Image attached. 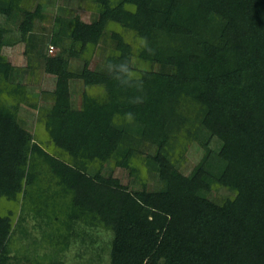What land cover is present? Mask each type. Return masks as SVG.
Returning a JSON list of instances; mask_svg holds the SVG:
<instances>
[{"label": "trees", "instance_id": "obj_1", "mask_svg": "<svg viewBox=\"0 0 264 264\" xmlns=\"http://www.w3.org/2000/svg\"><path fill=\"white\" fill-rule=\"evenodd\" d=\"M76 1L90 18L57 4L44 32L43 0H0V264H70L87 227L110 233L108 259L78 264H264V0ZM14 30L50 90L4 54ZM100 49L128 71L92 68ZM194 144L197 163L170 178Z\"/></svg>", "mask_w": 264, "mask_h": 264}, {"label": "rangeland", "instance_id": "obj_2", "mask_svg": "<svg viewBox=\"0 0 264 264\" xmlns=\"http://www.w3.org/2000/svg\"><path fill=\"white\" fill-rule=\"evenodd\" d=\"M37 0H30V8H33V5L36 4ZM43 7L45 13L46 21H43L42 23H39L42 25V30L44 32L50 31L52 28V25L55 21H59L62 19V16L59 15L58 12L55 13L57 4L59 7L67 8L65 9L68 14L70 15H79L82 19L90 18L91 10L88 3H80L76 0H43ZM57 2V3H56ZM56 3V4H55ZM65 13V12H64ZM61 16V17H60ZM14 34V40L15 43L12 45H6L4 47V54L7 56L8 60L16 66V68L19 70L18 76L20 79L22 77H28L27 72L31 67L33 66V69L35 70L34 77L32 78L33 82L30 83L29 89L33 92L38 94L39 92H45L47 90H50L54 85L55 78L52 75H49L43 71V66L38 62V66L34 59H31L27 57V55L24 53L25 51V44L22 42L17 41L16 38L19 37L18 31H13ZM16 37V38H15ZM68 46L69 43L64 41L61 46ZM54 46L53 53H50L48 51L47 44L42 46V50L44 52H47L48 55H54L59 51L58 46ZM76 60L71 61L73 65H76L74 62ZM28 64V65H27ZM103 64H109L113 66H121L124 63L120 60L112 58L110 55L107 54V52H104V49H100L95 57L93 58V61L91 62L92 68L99 69ZM37 68V69H36ZM70 89L72 94L73 100H78L81 94V90L83 88V83L81 80H72L70 83ZM21 112L23 113V116L25 117L28 128L33 131L34 128L36 129L38 126H42V122L40 119H38V113L33 108H28L26 106H23L21 108ZM200 158V151L199 147L197 145H190L187 149L184 156L180 159V161L177 162V165L175 168H171L169 166L165 167L164 172L172 179H176L177 175L179 173L187 174L191 171L193 166L197 163V161ZM74 165H77V163L74 161ZM85 168V169H84ZM83 169L86 171V173L93 174L95 172V168L90 166L88 163L83 164ZM111 170V173L113 176L118 177L121 182L125 185H128L130 188H136V185L132 183L134 180L132 176L128 175V172L125 169L122 168H110L107 170L108 172ZM106 171V174L108 173ZM157 174L151 173L146 175L147 183L149 188H153L157 186L158 180H157ZM227 193L223 188L215 189L211 193V197L220 198L221 196H226ZM84 228V227H83ZM80 229V227L78 228ZM83 230H87L88 235L80 234L79 238H77L75 241H72L69 248L62 254L63 259L70 264H78L80 262H86L87 260H92V262H95V257L97 254H100L103 258V261H107L108 254L107 251L104 249L103 251L100 250V246L105 248V242L109 241L111 239V235L109 232L104 231L103 229H100L98 227H91V228H84ZM90 242H93L92 245ZM93 246V247H92Z\"/></svg>", "mask_w": 264, "mask_h": 264}, {"label": "built area", "instance_id": "obj_3", "mask_svg": "<svg viewBox=\"0 0 264 264\" xmlns=\"http://www.w3.org/2000/svg\"><path fill=\"white\" fill-rule=\"evenodd\" d=\"M48 51H49L50 53H53V51H54V46L50 45Z\"/></svg>", "mask_w": 264, "mask_h": 264}, {"label": "clouds", "instance_id": "obj_4", "mask_svg": "<svg viewBox=\"0 0 264 264\" xmlns=\"http://www.w3.org/2000/svg\"><path fill=\"white\" fill-rule=\"evenodd\" d=\"M125 72H127L128 71V69L126 68V66H124V65H121L120 66ZM130 74V73H129Z\"/></svg>", "mask_w": 264, "mask_h": 264}]
</instances>
